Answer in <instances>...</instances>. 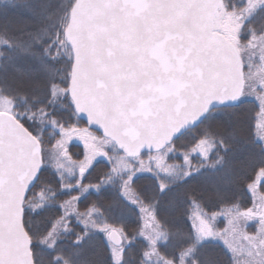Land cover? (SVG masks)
Listing matches in <instances>:
<instances>
[{"label": "snow or ice", "instance_id": "snow-or-ice-1", "mask_svg": "<svg viewBox=\"0 0 264 264\" xmlns=\"http://www.w3.org/2000/svg\"><path fill=\"white\" fill-rule=\"evenodd\" d=\"M253 95L264 111V0H0V264H264V195L245 187L264 183ZM137 213L131 236L115 227Z\"/></svg>", "mask_w": 264, "mask_h": 264}, {"label": "trees", "instance_id": "trees-1", "mask_svg": "<svg viewBox=\"0 0 264 264\" xmlns=\"http://www.w3.org/2000/svg\"><path fill=\"white\" fill-rule=\"evenodd\" d=\"M246 109H247V117H248V122L253 126V131L255 132V121L257 119V114L259 112V106L257 104L256 101H254L253 99H250L249 102L246 104ZM73 123H75V126H80L81 124H84V121L82 119H80L78 122L76 121V118H73ZM178 144L180 143H184V139L182 138L180 141L177 142ZM69 150H71L72 154L77 157L80 158L82 156L83 153V149L82 147L77 144V143H72L69 146ZM181 151H183V149H181ZM78 152V153H77ZM148 156L149 153L147 151L144 152V155L141 159L144 160H148ZM149 161V160H148ZM166 163L171 165V164H181L183 163V157L179 156L177 157L176 155H170L169 157L166 158ZM193 163H197L196 159H193ZM139 166V165H137ZM155 166V164H153V167ZM104 168V164L103 163H99L96 164L95 167H93L89 173H87L86 178L83 179V183L85 185L87 184H94L97 182V179L102 171V169ZM77 178H79V173L78 171L76 172ZM140 175V179L137 180L136 182V187H144V188H148L150 186L151 181L149 180L148 173H142L139 174ZM256 172H252L249 175L248 180L245 181V187L247 186V184L251 183L254 178H255ZM51 182H52V186L54 189H58L59 188V184L57 182L58 178L55 176H50L49 177ZM66 183H70V184H75V180L71 179V178H67ZM264 190V183H261V187H260V191ZM34 192L38 195L40 192L39 187L34 189ZM79 195L78 190L77 191H66L63 192L61 194L57 195V203L63 202V201H67L69 200L72 196H77ZM96 195L94 193V190H92V194H87L85 193L83 196H81V198L76 201L71 208L69 209L70 212H73L75 209L77 212L83 213L86 212L87 209L90 207V205L92 204V202L94 200H96ZM252 203V195L251 193H246L243 196V200L241 203V209H245L247 207H249ZM205 210H209V209H205ZM187 211L188 213H191L192 211H194V209L190 208L187 204H183L180 206V208L178 209V212H185ZM210 211H215V209H211ZM69 223L71 224H75L76 223V217L75 215H73L69 221ZM141 223H144L142 221L139 220V213H137L136 215H132L130 217H127L126 219H124L123 221H117L115 222V226L119 227V228H124V232H128L129 236H131L135 231H138L139 226ZM218 227V226H217ZM139 239H143L142 237Z\"/></svg>", "mask_w": 264, "mask_h": 264}, {"label": "rangeland", "instance_id": "rangeland-1", "mask_svg": "<svg viewBox=\"0 0 264 264\" xmlns=\"http://www.w3.org/2000/svg\"><path fill=\"white\" fill-rule=\"evenodd\" d=\"M250 99H253L254 101H256L257 104H258V106H259V112H258V114H257V119H256V121H255V124H256V125H255V131H256V126H257L260 122L264 121V111H262V109H261V105H260V102L255 98V95H253L252 97H250ZM76 127H79V128H85V127H86L85 122H84V124H81L80 126H76ZM89 131H90L94 136H97V137H102V136H103L100 132H98V131H96V130H94V129H90V128H89ZM72 143H77V144H79V145L82 147L83 151H84V142H83L82 140H80L78 136H75V135H74L71 139L68 140L67 145H66L67 150H68V154H69V156L72 157V160H74V161H79V160L83 159V153H82V156H81L80 158H77V157H75V156L72 154L71 150H69V146H70ZM77 153H78V152H77ZM98 159H103V158H98ZM143 161H144V165H145V167H147L148 164H149V161H148V160H144V159H143ZM77 171H78V169H77ZM77 171H76V172H77ZM253 182H256V187H257L256 195H257V197L260 196V195H264V190H263V191H262V190L260 191L261 183L259 182L257 175H255V178H254V180H253L251 183H253ZM251 195H252V194H251ZM253 199H254V197H253V195H252V203H251V205H250L249 207H252V206H253ZM247 208H248V207H247ZM73 210H74L75 212H77L75 209H73ZM241 210H243V209H241ZM214 224H215V227H216L217 230H224L225 228L230 227L229 222H228V219L225 218L224 216H218V217L216 218V220L214 221ZM217 226H218V227H217ZM115 227H116V226H115ZM117 228H119V227H117ZM240 228H241L243 231H246V232H248L249 234H251V233H254V232L256 231L257 223H256L255 221H248V222H247V225H245L244 222L241 221V223H240ZM128 234H129L128 232H124V235L129 236ZM228 238H231V235H230V234H229V237H228ZM125 243H126V241H125Z\"/></svg>", "mask_w": 264, "mask_h": 264}, {"label": "water", "instance_id": "water-1", "mask_svg": "<svg viewBox=\"0 0 264 264\" xmlns=\"http://www.w3.org/2000/svg\"><path fill=\"white\" fill-rule=\"evenodd\" d=\"M82 120L85 122L86 127L90 128V129H94V130L100 132V133L103 135V129L99 128L98 125H92V126H89V125H88L86 114H83V119H82ZM145 151H146V150H145ZM116 239H117V240H120V239H121L120 235H117Z\"/></svg>", "mask_w": 264, "mask_h": 264}]
</instances>
